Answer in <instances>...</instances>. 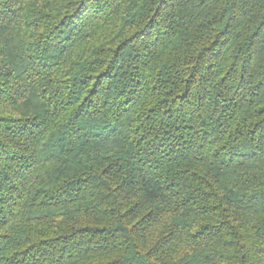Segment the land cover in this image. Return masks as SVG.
Masks as SVG:
<instances>
[{"label": "trees", "instance_id": "16d2710c", "mask_svg": "<svg viewBox=\"0 0 264 264\" xmlns=\"http://www.w3.org/2000/svg\"><path fill=\"white\" fill-rule=\"evenodd\" d=\"M0 264H264V0H0Z\"/></svg>", "mask_w": 264, "mask_h": 264}]
</instances>
